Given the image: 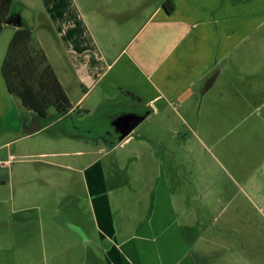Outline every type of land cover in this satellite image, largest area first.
<instances>
[{
  "label": "crops",
  "instance_id": "obj_1",
  "mask_svg": "<svg viewBox=\"0 0 264 264\" xmlns=\"http://www.w3.org/2000/svg\"><path fill=\"white\" fill-rule=\"evenodd\" d=\"M14 1L11 16H20L22 27L31 28L33 34L39 31L43 38L53 37L51 52L44 42L37 40V44L45 51L73 109L62 118H56L53 110L43 118L10 94L2 64L11 39L21 27L6 25L4 30L11 28L9 42L0 45V155L6 157V164L0 169L6 167L8 172L0 173V195L1 189H8L9 195L0 196V223L8 228L7 242H19L21 249L32 242L26 231L28 221L8 222L10 216L26 214L27 186L32 181L28 171L34 169L28 164L49 166L48 175L57 174L60 182L71 177L75 187L78 180L83 181V198L90 214L89 236L82 233L87 237L84 243L93 242L95 234L103 244L106 264H194L192 245L221 233L231 235L239 217L229 214L223 230L207 227L203 230L205 238L198 237L201 234L187 221L191 217L187 206H178L177 197L182 199V193L174 192L180 177L179 161L174 156L183 155L171 151L167 134L155 132L152 124L169 129L175 121L183 122L184 115L177 110L188 108L198 94L206 97L217 82L214 77L220 68V55L225 57L227 50L236 48L252 31L259 30L256 40L248 43H257L264 59V0ZM168 2L174 6L171 14L165 8ZM94 92H98L97 104L85 106ZM81 107L90 114L94 110V118H105L114 128L125 114L148 110L145 121H151L143 131L136 130L141 123L121 142L116 128V139L111 138L110 130L97 136L96 140L102 139L105 145L96 152L13 153L16 144L44 129V120H63ZM186 154L188 161L192 157L193 182L211 183L201 189L200 196L217 203L222 211V206L225 209L236 201L239 193L242 201L259 205L258 211L264 214V177L257 180V173L264 171V156L255 158L262 161L261 165H253L251 160V169L238 180L237 171L223 168L219 154L210 153L213 164L209 166L202 164L199 150ZM69 157L82 158L84 165L61 160ZM16 164H20L16 171L9 169ZM220 170L225 185L232 186L223 196ZM61 171L67 172L63 179ZM35 175L47 180V175ZM195 218L201 219L198 214ZM220 219L222 214L210 226ZM15 226L17 234L11 232ZM259 232L264 240V231ZM16 252L0 248V264H23L22 255Z\"/></svg>",
  "mask_w": 264,
  "mask_h": 264
},
{
  "label": "rangeland",
  "instance_id": "obj_2",
  "mask_svg": "<svg viewBox=\"0 0 264 264\" xmlns=\"http://www.w3.org/2000/svg\"><path fill=\"white\" fill-rule=\"evenodd\" d=\"M10 29L6 28L4 34L0 36V45L9 42ZM258 32L259 30L252 31L238 43L236 48L227 50L225 57H223L224 53L220 55L221 60L218 64L220 68L215 75L217 78L214 77V81L217 82L213 89L204 99L198 94L187 104H191L188 108L177 110L184 115L183 122L177 120L169 125V129L166 125L152 124L155 132L167 134L171 151L183 155L174 156L179 161L177 169L180 172V177L174 183V192L176 195L182 193V199L177 197L178 206L181 205L182 209L187 206L191 214L187 221L193 223L194 228L201 234L198 237L205 238L203 230L207 227H218L223 230V223L229 214L239 217H236L237 221L232 226L231 235L221 233L215 237H206L202 242H198V246L192 245L191 257L194 264H264V240L259 232L260 229L264 231V214L258 211L260 206L242 201L243 198L239 197L238 193V199L236 198L237 200L227 205L225 209L222 206L221 211L217 203L200 196L201 189L205 188L209 181L206 180L207 182L203 185L198 184L197 181L193 182L195 175L191 169L192 157L189 161L186 157L188 151L191 154L197 149L199 153H202L199 157L202 164L209 166L213 164L210 162V153L219 154L223 168L237 171L235 176L238 180L251 169L249 164L251 160L253 165L262 164V161L257 162L255 158L264 156V76H262L264 59L259 45L248 43L252 39L256 40ZM43 37L39 31L33 34L35 43L37 44V40L39 43L44 42L51 52V49L55 47L53 37L51 35ZM97 100L98 92H94L84 105H96ZM93 111L90 114L81 107L63 120L55 122L51 119L44 120V129L16 144L13 153H73L79 150L86 153L96 152L105 145L102 139L96 140L97 136L105 135L108 130L113 139H116L117 134L114 132L115 128L108 124L105 118H94ZM149 121L151 120L143 122L136 130L143 131V127L148 126ZM164 129L166 130L163 131ZM255 153H259V156ZM5 158L0 155L3 163ZM93 158H87L85 161ZM80 159L82 158L69 157L61 160L64 162L71 160L82 164ZM28 165L34 169L28 171L32 181L27 186L29 203L26 205V214L10 216L8 222L17 223L19 222L17 219L28 221L26 231L32 242L26 241L29 247L25 249H21L19 242L8 243L5 237L8 228H5L4 223L1 222L0 248L17 251V255L20 257L22 255L24 259L23 264L36 262L40 264H106L107 255L102 249L103 244L101 245L97 236L94 237L95 234L93 242L84 243L89 236L87 232L90 214L89 205L83 198V181L78 180L75 187L71 177L60 182L57 174L49 173L48 175V172H51L49 166ZM12 167L16 171L20 164L10 166L9 169ZM6 172H8L6 167L0 169V173ZM220 172L222 174H220L219 182L223 196L225 189L232 190V186L225 185L222 179L223 172L221 170ZM36 173L47 175V180L39 179ZM66 173L61 171L60 178L63 179ZM257 176L260 182L264 177V171L263 173L259 171ZM214 181L215 184L218 183L217 179ZM217 186L214 185L215 188ZM215 188L214 191L217 190ZM12 189H15V185ZM1 191L2 197L9 195L8 189H1ZM220 213L222 214L220 223L210 226L215 217L221 216ZM196 214L200 216V221L195 218ZM241 217H244L245 221ZM14 229H18V226L11 229L13 234H17L18 231ZM82 233L87 234V237H84ZM65 240L70 242L69 246L67 242H64ZM98 243L100 246H97ZM70 246L73 248L68 250Z\"/></svg>",
  "mask_w": 264,
  "mask_h": 264
},
{
  "label": "trees",
  "instance_id": "obj_3",
  "mask_svg": "<svg viewBox=\"0 0 264 264\" xmlns=\"http://www.w3.org/2000/svg\"><path fill=\"white\" fill-rule=\"evenodd\" d=\"M165 8L168 14L174 11L171 2ZM14 12V0H0V35ZM2 75L10 94L40 117L46 118L53 110L56 118H62L73 109L46 53L35 43L33 31L27 26L19 28L11 39ZM126 94L139 99L130 92Z\"/></svg>",
  "mask_w": 264,
  "mask_h": 264
},
{
  "label": "water",
  "instance_id": "obj_4",
  "mask_svg": "<svg viewBox=\"0 0 264 264\" xmlns=\"http://www.w3.org/2000/svg\"><path fill=\"white\" fill-rule=\"evenodd\" d=\"M6 25H14L16 27H22V21L20 16L9 17L6 21ZM149 111L147 110L143 114H125L119 117L116 124H114L116 131L119 133V142L128 137L141 123L145 121Z\"/></svg>",
  "mask_w": 264,
  "mask_h": 264
},
{
  "label": "built area",
  "instance_id": "obj_5",
  "mask_svg": "<svg viewBox=\"0 0 264 264\" xmlns=\"http://www.w3.org/2000/svg\"><path fill=\"white\" fill-rule=\"evenodd\" d=\"M5 165V163H3L1 160H0V167H3Z\"/></svg>",
  "mask_w": 264,
  "mask_h": 264
},
{
  "label": "flooded vegetation",
  "instance_id": "obj_6",
  "mask_svg": "<svg viewBox=\"0 0 264 264\" xmlns=\"http://www.w3.org/2000/svg\"><path fill=\"white\" fill-rule=\"evenodd\" d=\"M118 135H119V133H118ZM120 136V135H119Z\"/></svg>",
  "mask_w": 264,
  "mask_h": 264
}]
</instances>
